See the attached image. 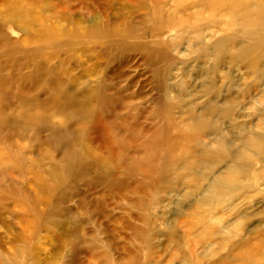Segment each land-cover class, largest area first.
Wrapping results in <instances>:
<instances>
[{"label": "bare ground", "instance_id": "1", "mask_svg": "<svg viewBox=\"0 0 264 264\" xmlns=\"http://www.w3.org/2000/svg\"><path fill=\"white\" fill-rule=\"evenodd\" d=\"M61 1L0 0V127L13 128L19 139L31 142L37 149L31 158L26 145L6 139L10 158L0 153V177L19 168L26 170L34 195L26 188L22 194L36 210L44 195L52 196L70 177L91 173L100 177L110 175L108 165L93 148V139H89L91 130L99 129L96 106L100 90L91 80L96 66L77 78L68 69L69 65H81L74 53L98 48L87 50L83 44L84 40L101 35V24L93 15L87 21L89 26H84V21L74 18L75 11L69 13L61 7ZM131 1L139 4L138 9H143L140 4L144 0ZM148 1L151 13L161 23L159 36L173 31L179 38L177 42H181L183 32L196 29L204 20L201 12L211 10L212 21L206 24L210 31L196 33L191 54L213 60L211 70L215 71L227 60L229 65H242L254 83L264 85V0ZM8 27L16 30L19 38L11 36ZM226 80L227 77H223L219 83ZM204 86L210 87L191 101L192 107L183 110L180 119L167 121L169 134L159 191L178 195L179 188L187 189L184 198H188L190 204L179 221L185 233L182 241L188 252L186 264H201L203 261L197 256L195 245L213 240H217L215 244L223 246L226 253L212 254L211 257L217 259L209 264H264V209L252 213L262 218L261 225L251 226L242 238L234 236L247 221L250 210L243 209L248 197L243 191L258 186L264 177V108L254 115V123L242 129L243 134L235 135L225 124L210 119L214 115H230L228 104L234 99L222 95L218 81L212 77ZM192 96L194 94L189 97ZM185 99L177 97L172 102L183 107L187 103ZM173 108L170 106L169 112L172 113ZM55 117L60 118L59 123L53 121ZM69 122L76 125L68 136L70 145L56 148L55 158L48 156L45 148H55L50 137L62 142V131ZM41 129L51 133L49 141L40 138ZM189 141L194 143L192 149L186 146ZM231 213L237 219L225 226L224 217H230ZM60 224L63 226V221L51 225ZM169 232L174 235V231ZM24 233L13 235L10 248H0V264H40L38 257L30 254V239ZM255 234L260 237L252 239ZM56 239L60 243V239ZM68 240L60 244L71 243ZM148 264L160 263L152 260ZM162 264H172V260Z\"/></svg>", "mask_w": 264, "mask_h": 264}, {"label": "rangeland", "instance_id": "2", "mask_svg": "<svg viewBox=\"0 0 264 264\" xmlns=\"http://www.w3.org/2000/svg\"><path fill=\"white\" fill-rule=\"evenodd\" d=\"M61 4L65 11H75L74 18L84 21V26H89L87 21L93 15L101 24V35L84 40L83 44L87 50L98 48L74 53L81 65H69L68 69L77 78L96 66L91 80L100 90L96 106L99 129L93 128L89 139H93V148L108 165L110 175L100 177L91 173L70 177L52 196L44 195L37 210L22 194L26 188L34 195L26 170L19 168L1 176L0 248H10L13 235L24 231L30 239V254L36 255L40 264H148L152 260L162 264L169 259L172 264H186L188 252L182 241L185 233L179 221L190 204L184 198L187 189L182 186L178 195L159 191L169 134L167 121L180 119L181 112L192 107L191 101L209 89L204 83L212 77L218 81L221 94L234 102L228 104L230 115H214L210 119L225 124L235 135L243 134L242 129L254 123V115L264 108V85L254 83L242 65H229L226 59V64L215 71L211 70L213 60L191 54L196 33L206 32V24L212 21L211 10L201 12L204 20L196 29L183 32L181 42H177L179 38L173 31L159 36L161 23L151 13L148 0L142 1L141 10L131 0H62ZM7 30L19 38L16 30L10 27ZM223 77L227 80L219 83ZM191 94L194 96L190 98ZM177 97L186 98L187 105L174 104L172 100ZM170 106L175 107L172 113ZM53 121L59 123L60 118ZM75 126L73 122L65 126L62 142L50 137L55 148H45L48 156L55 158L56 148L70 145L68 136ZM39 136L49 141L51 133L41 129ZM6 139L26 145L28 157L34 158L37 153L31 142L19 139L13 128L5 126L0 127V153L5 157L10 158ZM192 141L186 143L191 149ZM243 193L248 196L243 209L250 210L247 221L234 234L237 239L251 226L261 225L262 218L252 213L264 209V177L258 186L246 188ZM236 219L231 213L230 217H224L223 223L227 226ZM52 221H63L64 225L52 226ZM257 237L260 235L251 236ZM56 238L61 244L64 239H70L71 243L61 245ZM216 241L195 245L201 264L215 263L217 257H211L212 254L226 253Z\"/></svg>", "mask_w": 264, "mask_h": 264}]
</instances>
